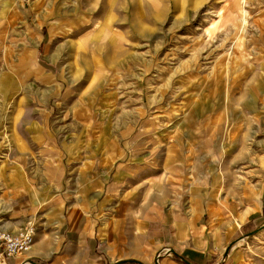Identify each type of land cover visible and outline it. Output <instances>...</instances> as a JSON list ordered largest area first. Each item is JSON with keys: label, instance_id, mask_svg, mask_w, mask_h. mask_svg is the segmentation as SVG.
Listing matches in <instances>:
<instances>
[{"label": "rangeland", "instance_id": "374dc122", "mask_svg": "<svg viewBox=\"0 0 264 264\" xmlns=\"http://www.w3.org/2000/svg\"><path fill=\"white\" fill-rule=\"evenodd\" d=\"M139 102L176 143L172 202L250 211L211 264H264V0H0V223L15 148Z\"/></svg>", "mask_w": 264, "mask_h": 264}, {"label": "crops", "instance_id": "0c3cea01", "mask_svg": "<svg viewBox=\"0 0 264 264\" xmlns=\"http://www.w3.org/2000/svg\"><path fill=\"white\" fill-rule=\"evenodd\" d=\"M128 108L103 111L100 117L111 121L101 125L50 128L36 162L32 151L15 148L16 162L1 170L14 189H7L12 200L0 228L17 230L32 220L36 232L29 251H0V262L156 264V254L166 251L160 264H211L213 253L245 230L250 211L240 205L222 210L208 197L202 204L172 202L165 168L177 166L167 155L176 143L140 102Z\"/></svg>", "mask_w": 264, "mask_h": 264}, {"label": "built area", "instance_id": "2783aa9c", "mask_svg": "<svg viewBox=\"0 0 264 264\" xmlns=\"http://www.w3.org/2000/svg\"><path fill=\"white\" fill-rule=\"evenodd\" d=\"M36 226L32 220L17 230L0 228V251L3 256H17L29 251L34 243Z\"/></svg>", "mask_w": 264, "mask_h": 264}, {"label": "bare ground", "instance_id": "6f19581e", "mask_svg": "<svg viewBox=\"0 0 264 264\" xmlns=\"http://www.w3.org/2000/svg\"><path fill=\"white\" fill-rule=\"evenodd\" d=\"M0 263H3V262H0Z\"/></svg>", "mask_w": 264, "mask_h": 264}]
</instances>
